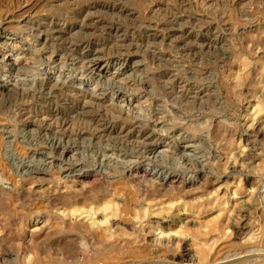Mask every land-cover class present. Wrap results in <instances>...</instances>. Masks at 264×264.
I'll list each match as a JSON object with an SVG mask.
<instances>
[{"label": "rangeland", "instance_id": "374dc122", "mask_svg": "<svg viewBox=\"0 0 264 264\" xmlns=\"http://www.w3.org/2000/svg\"><path fill=\"white\" fill-rule=\"evenodd\" d=\"M83 1L0 0V33L12 38L0 55L10 43L18 63L0 77L26 83L21 97L0 81V264H264V0H122L133 17L97 12L132 42L129 62H141L119 74L107 61L120 43L103 27L57 39L43 28L98 0ZM169 14L186 37L143 36ZM86 38L105 47L94 53L104 76L70 60ZM63 75L107 97L119 88L141 126L46 82ZM105 122L108 134L97 128ZM144 123L161 143L151 153L132 136ZM119 125L129 133L118 136Z\"/></svg>", "mask_w": 264, "mask_h": 264}, {"label": "bare ground", "instance_id": "6f19581e", "mask_svg": "<svg viewBox=\"0 0 264 264\" xmlns=\"http://www.w3.org/2000/svg\"><path fill=\"white\" fill-rule=\"evenodd\" d=\"M85 1V0H84ZM83 1V2H84ZM144 1V0H142ZM154 1V0H153ZM175 1V0H174ZM177 1V0H176ZM180 1V0H179ZM178 1V2H179ZM182 1V0H181ZM192 1H195L197 3H200V4H204L206 5V3H210L208 4L209 6L212 5L211 3V0H192ZM214 1H217V0H214ZM226 1V0H225ZM243 1L245 0H232V2L230 4H235V5H238L239 3H242ZM251 1V0H250ZM66 2V1H65ZM71 3V1H69ZM86 2V1H85ZM145 2V1H144ZM143 2V3H144ZM149 2V1H147ZM151 2V0H150ZM163 2V1H162ZM186 2V1H184ZM129 3V1H128ZM151 3H154V2H151ZM161 3V2H160ZM165 3V1H164ZM170 3H172L170 1ZM76 4V3H75ZM82 4V3H81ZM175 4V3H174ZM183 3L181 2V5ZM199 4V5H200ZM65 5V4H64ZM77 5V4H76ZM149 5V3H148ZM163 5V4H162ZM180 5V6H181ZM184 5V4H183ZM234 5V6H235ZM70 6V5H69ZM154 6V5H153ZM160 6L159 3H156L155 4V7L156 9H158ZM171 6V5H170ZM177 6V5H176ZM198 6V4H197ZM202 6V5H201ZM213 6H216V5H213ZM77 7V6H76ZM194 7V6H193ZM212 7V6H211ZM217 7V6H216ZM215 7V8H216ZM223 7V6H222ZM162 8V7H161ZM171 8V7H170ZM199 8V7H198ZM203 8V7H202ZM155 8H153L154 10ZM163 9V8H162ZM161 9V10H162ZM200 9V8H199ZM166 10V9H164ZM185 10V9H184ZM188 10V9H186ZM104 12L105 14L106 13H110V14H114L119 16V17H126V18H130V17H133L136 13L135 11H131V9H129L125 2L122 1V0H113V1H109V0H102V1H90V2H86L84 3V5L82 6H79L77 7L75 10H71V18H69V22L67 21H63V20H60V21H56L54 23H49L47 25H44V29L46 32H51L55 37L56 39L59 37H62L64 36L65 34H69V33H75L76 30H84L86 31V33H89V31H92V30H97V27H103L104 28V31H106L113 39L114 41H116V43H120V44H115L116 45V51H113L112 55L108 61H107V66L108 64L110 65V69H115L113 73H116V74H119L120 73V69L121 68H129L130 70H134L138 67L141 66V62H132L130 63L129 62V59H128V56L125 57V54L124 53H129L130 54V48H131V44H124V34H123V30L121 27H119L118 25L114 24V23H109L107 21H103L101 18H99L98 16H96L97 12ZM166 11H169V10H166ZM70 12V11H69ZM156 12V11H155ZM171 12V11H170ZM177 12V10H176ZM188 12V11H187ZM154 13V12H152ZM165 13V11H164ZM141 14V13H140ZM161 14V13H160ZM142 15V14H141ZM152 15V14H150ZM168 15V14H167ZM169 20L166 21L164 20L163 22V19H162V22L163 23H159L157 25H154V28L152 29L151 26L149 27H144L143 28V36H145L146 38H155L157 36H160V35H166V36H175L178 34L177 37H183L185 36L184 34H189L188 30L185 29L184 26H180V29H178L177 27L179 26L177 23L181 20V16L178 15V17L176 16V14H169ZM199 15V14H198ZM215 16V15H214ZM213 16V17H214ZM66 17V16H65ZM105 17V16H103ZM108 17V16H107ZM118 17V19H119ZM150 17V16H149ZM152 17V16H151ZM160 17V16H159ZM158 17V18H159ZM204 17V16H203ZM212 17V16H211ZM142 18V17H141ZM194 18V16H193ZM143 19V18H142ZM161 19V17H160ZM166 19V18H165ZM184 19V18H183ZM200 19H202L201 17L199 19L195 18V20H197L198 22H201L199 21ZM218 19V18H217ZM187 20V19H186ZM206 20H207V17H206ZM215 20V19H214ZM158 21V20H157ZM194 21V20H192ZM196 21V22H197ZM210 21V20H209ZM183 22V21H182ZM195 22V24H196ZM149 23V22H148ZM180 23V22H179ZM203 23V22H202ZM119 24V23H118ZM194 24V25H195ZM31 25V24H30ZM144 25V24H143ZM147 25V24H146ZM169 25V27H167ZM177 26L175 28L177 29H172L170 28L171 26ZM198 25V23L196 24ZM195 25V26H196ZM204 25V24H203ZM216 25H217V22H216ZM193 26V25H192ZM199 26H200V23H199ZM202 26V24H201ZM215 26V25H214ZM34 28V27H33ZM193 28V27H192ZM198 28V27H197ZM200 28V27H199ZM204 29V32L202 34V36L200 34H197L199 35L200 37L198 38V41H199V44L200 46H204L206 45L205 44V41L209 39V36L211 35V32L213 30L212 28V25L207 23L206 25H204L203 27ZM42 30V29H41ZM142 30V29H141ZM198 30V29H197ZM202 30H200L201 32ZM42 33V31H40ZM202 33V32H201ZM224 33V32H223ZM76 34V33H75ZM74 34V35H75ZM82 34V33H81ZM195 34V33H194ZM214 34V33H212ZM73 35V36H74ZM85 35V34H84ZM132 35V34H131ZM67 36V35H66ZM70 36V35H69ZM71 36V37H73ZM109 36V37H110ZM212 36V35H211ZM54 37V38H55ZM186 37V36H185ZM195 37V36H194ZM63 38V37H62ZM67 38V37H66ZM104 38V37H103ZM166 38V37H165ZM111 39V38H110ZM161 38H159L158 40H160ZM169 40V38H167ZM188 39V38H187ZM0 40H4V41H11L12 38L10 36H7V35H4L2 33H0ZM152 40V39H151ZM154 40V39H153ZM189 40V39H188ZM212 41V40H211ZM76 42V41H75ZM102 42V41H101ZM127 42V41H126ZM146 42V41H145ZM208 42V41H207ZM206 42V43H207ZM1 43V42H0ZM112 43V42H111ZM134 43V42H133ZM71 44V43H69ZM77 44V42H76ZM1 45V44H0ZM99 45V44H98ZM97 44H92L91 42H89V39L86 38V40H83L81 41L80 40V43H78L77 45H72L74 48H76V50L80 53H77L78 54V57L79 60H77L76 58H70V60L76 64V63H80V61H83L84 65H85V68L86 70H89L90 72H93V73H98L100 74L101 76H104L105 73L107 72V66H100V60H102L101 57L99 56H94V53H97V51H102L105 49L102 48L100 45L98 46ZM138 45V44H137ZM197 45V46H198ZM208 45V44H207ZM206 45V46H207ZM70 46V45H69ZM199 46V47H200ZM134 47V46H133ZM136 47V46H135ZM208 47V46H207ZM210 47V46H209ZM3 48L5 49V52H4V55H0V66H2L6 71H13V70H17V66H18V63H17V60L14 59V49L13 47L11 46L10 43L8 44H3ZM65 48V47H64ZM71 48V47H70ZM102 48V50H101ZM142 48V47H140ZM145 48V47H144ZM67 48H65V51H66ZM73 50V48H71ZM70 49V50H71ZM134 49V48H132ZM137 49V48H136ZM60 50V49H59ZM71 50V51H72ZM107 50V49H106ZM69 51V49H68ZM67 51V52H68ZM70 52V51H69ZM133 52V51H132ZM90 53H93V56L89 57ZM215 53V52H214ZM69 54V53H68ZM71 55V54H70ZM157 59V58H156ZM114 65H118L117 68H113ZM164 66V65H163ZM20 69V68H19ZM4 73V72H3ZM169 74V73H168ZM6 75V73H5ZM65 75L63 76H56V77H49L46 79V82L49 84V86H51V88L53 89L54 87H60V88H65L67 89V85H68V88L71 92H73L74 94H76L78 97H79V100L77 99V105L80 104L82 105V107H87V106H95L96 108H98L99 110H102V109H109L108 111H113L121 117V116H124L126 119L127 118H131L133 120V117L131 114H130V110L128 109V107L126 105H129L128 103V100L126 101L124 99L125 97V93L120 90L119 88H116L113 92L111 91V96L110 97H107L108 94L106 92V90H102L101 88L99 89L97 86H93V87H90V83H89V80H88V83H84L83 81H80V80H76L75 78H71L69 76L67 77H64ZM139 77V76H138ZM156 77V76H155ZM175 77V76H174ZM157 78V77H156ZM171 78V77H170ZM7 79V78H6ZM10 79V78H9ZM75 79V80H74ZM79 79V78H78ZM141 80V79H140ZM144 80V79H143ZM157 80V79H156ZM0 81L2 82V85H4L6 88H12L14 89L18 94L19 96L21 97H25L26 95L24 94L25 93V88L24 86L26 85L25 82H20L17 81V80H13L12 83L8 82V81H5L3 80L1 77H0ZM26 81V80H25ZM146 81V80H145ZM34 82V81H33ZM41 82V81H40ZM178 82V80H177ZM183 83V82H182ZM92 84V83H91ZM143 84V83H142ZM145 84V83H144ZM41 85V84H39ZM164 85H167V84H164ZM28 86V85H27ZM199 86V85H198ZM118 87V86H117ZM120 87V86H119ZM166 87V86H165ZM121 88V87H120ZM163 89V88H162ZM113 90V89H112ZM164 90V89H163ZM169 90V89H168ZM68 92V91H67ZM177 92V91H176ZM30 93V91H29ZM49 93V92H48ZM68 96V95H67ZM20 97V98H21ZM77 97V98H78ZM197 97V96H196ZM194 98V97H193ZM184 99V98H183ZM200 99V98H199ZM63 100V99H62ZM176 100V99H175ZM66 102V101H65ZM160 102V101H159ZM186 102V101H185ZM121 103V104H119ZM156 103V102H155ZM73 104V103H72ZM79 105V106H80ZM66 106V105H65ZM76 106V105H75ZM78 106V107H79ZM25 107V106H24ZM77 107V106H76ZM26 108V107H25ZM88 109V108H87ZM26 110H21L19 112V117H23L26 112ZM80 110H78L77 112H79ZM86 111H89L86 110ZM91 111V110H90ZM105 111V110H104ZM103 111V113H104ZM84 112V111H83ZM112 112V113H113ZM80 113V112H79ZM85 113V112H84ZM82 114V113H81ZM87 114V113H86ZM102 114V113H101ZM106 114V113H105ZM116 114V115H117ZM74 115V114H73ZM115 115V114H114ZM39 116V115H38ZM81 116V115H79ZM110 116V115H109ZM99 117V116H98ZM111 117V116H110ZM37 118V117H36ZM39 118V117H38ZM42 118V117H40ZM52 118V117H51ZM81 118V117H80ZM84 118V117H83ZM82 118V119H83ZM86 118V117H85ZM32 119V118H31ZM43 119V118H42ZM41 119V120H42ZM88 119V118H87ZM113 119V118H112ZM136 120H134L132 126H135L137 127L139 124L141 126L142 122L139 121V119H137V117L135 118ZM86 120V119H85ZM94 120V119H93ZM106 121V120H105ZM34 121H30V123L32 124ZM39 122V120H38ZM95 122V121H94ZM55 123V122H54ZM27 126H29L27 123H24ZM123 124V123H122ZM88 125V124H87ZM97 125V124H96ZM112 125V124H111ZM115 125V124H114ZM121 125V124H120ZM119 125V126H120ZM148 125V124H147ZM147 125H145L144 123V127L146 126V128H142L144 129V132L143 131H135L137 134L136 135H132L135 140H136V144L143 147V148H147L148 149V153H151L153 151H155L160 145L161 143L160 142H157L155 140V138H159L157 132L153 129V128H150L149 126L147 127ZM95 126V125H94ZM113 126V125H112ZM128 126V125H127ZM134 127V128H135ZM97 128L99 129V132L101 133H105L107 132V134L109 132H111V127L109 125H107V123H101V124H98L97 125ZM116 126L114 127V130H115ZM119 130L118 132V136L119 134H124V135H127V132L129 133L128 131V128H125V127H118ZM130 128V127H129ZM61 129V128H60ZM91 129V128H90ZM94 129V128H93ZM83 130V129H82ZM81 130V131H82ZM96 131V129H95ZM94 131V132H95ZM131 132V131H130ZM97 133V132H96ZM99 133V134H100ZM103 133V134H104ZM133 133V132H132ZM106 135V134H105ZM113 135V134H112ZM129 135V134H128ZM131 135V134H130ZM129 135V136H130ZM109 136V135H108ZM115 136V135H113ZM117 136V135H116ZM99 137V136H98ZM101 137V136H100ZM107 137V136H106ZM155 137V138H154ZM125 139V137H120V139ZM154 138V139H153ZM127 140V139H126ZM125 140V141H126ZM132 140V139H131ZM55 142V141H54ZM128 142V140H127ZM135 142V141H134ZM135 144V145H136ZM56 145V144H55ZM59 145V143H57V146ZM69 150V149H68ZM44 153V152H43ZM42 152H39L38 155L42 156L43 155ZM250 153V152H249ZM246 155V154H245ZM3 172H5V170L3 169L2 170ZM1 171V172H2ZM35 173H41L40 171H35ZM144 173V172H143ZM160 173V172H159ZM146 174V173H145ZM37 175V174H36ZM90 175V172H84V173H81L80 176H78V178H80V180L82 179H85L87 178L88 176ZM159 175V174H158ZM164 181H168L170 179H172L173 177H168L167 175H164V176H161ZM178 178H173L172 181H177ZM180 180V179H179ZM181 184H182V181H181ZM164 186V185H163ZM262 194V193H261ZM264 194V193H263ZM245 210V209H244ZM243 210V211H244ZM242 211V212H243ZM240 212V211H239ZM89 213H92L89 211ZM103 218V217H102ZM108 218V217H107ZM98 219V218H97ZM111 219V218H110ZM75 220V219H74ZM106 220V219H104ZM115 220V219H114ZM162 220V219H161ZM242 224V223H241ZM92 226V225H91ZM244 226V225H243ZM242 226V227H243ZM238 233V231L236 232ZM239 234V233H238ZM248 248V247H247ZM184 250V249H183ZM184 252V251H183ZM184 256V255H182ZM186 256H187V253H186ZM188 257V256H187ZM184 259H187L186 257ZM180 260V259H179ZM182 260V259H181ZM178 261V260H177ZM183 261V260H182ZM189 264V263H188ZM198 264V263H197ZM235 264V263H234Z\"/></svg>", "mask_w": 264, "mask_h": 264}]
</instances>
